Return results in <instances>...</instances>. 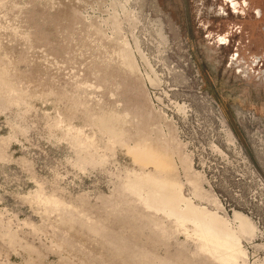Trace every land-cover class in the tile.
<instances>
[{
	"label": "rangeland",
	"instance_id": "374dc122",
	"mask_svg": "<svg viewBox=\"0 0 264 264\" xmlns=\"http://www.w3.org/2000/svg\"><path fill=\"white\" fill-rule=\"evenodd\" d=\"M0 264H264V0H0Z\"/></svg>",
	"mask_w": 264,
	"mask_h": 264
},
{
	"label": "bare ground",
	"instance_id": "6f19581e",
	"mask_svg": "<svg viewBox=\"0 0 264 264\" xmlns=\"http://www.w3.org/2000/svg\"><path fill=\"white\" fill-rule=\"evenodd\" d=\"M69 6L67 8H69ZM76 11H77L76 9L72 8L70 11H68V13L69 12L74 13ZM159 21H160V19H159ZM121 47H123L120 51L122 63L126 67L130 68L131 70L137 71V64L135 62V58L133 56V53L128 49L129 47H127L126 43L122 44ZM99 120L104 126L110 127L111 124H113V122H114V117H113V115H110V113H106L105 115L101 116V118ZM130 151L133 154V156L141 162H153L151 160V157H148L144 151H141L138 148H133ZM157 164H158V166H161V164L159 165V163H156L155 165H157ZM158 166H157V168H159ZM161 169H163V168H161ZM145 176L148 179L156 181L160 184H164V182L157 180L151 174H145ZM186 202H188V201H186ZM187 220H189V222H192L195 225H197L198 226L197 228L200 229L202 233L211 234V235L217 237V239L224 244L226 249L231 250L232 252L238 251L239 246H238V244L236 245L235 235L234 234L228 235V234H225L224 232L216 230L215 227L213 226L212 222L209 221L208 218H207V220L204 219L203 215L200 212V209H198L194 205H193L192 209L190 210V212L187 214ZM240 221H241L242 227L245 230L251 229L250 223L245 218H240Z\"/></svg>",
	"mask_w": 264,
	"mask_h": 264
}]
</instances>
